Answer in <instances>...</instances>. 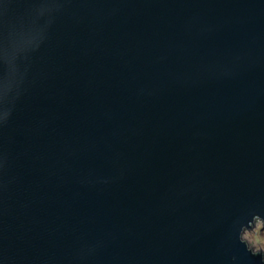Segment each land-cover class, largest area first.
<instances>
[{
  "label": "water",
  "instance_id": "obj_1",
  "mask_svg": "<svg viewBox=\"0 0 264 264\" xmlns=\"http://www.w3.org/2000/svg\"><path fill=\"white\" fill-rule=\"evenodd\" d=\"M264 0H0V264H264Z\"/></svg>",
  "mask_w": 264,
  "mask_h": 264
},
{
  "label": "rangeland",
  "instance_id": "obj_2",
  "mask_svg": "<svg viewBox=\"0 0 264 264\" xmlns=\"http://www.w3.org/2000/svg\"><path fill=\"white\" fill-rule=\"evenodd\" d=\"M261 221L257 220L250 229H246L242 235L243 240L253 251L261 252L264 256V228Z\"/></svg>",
  "mask_w": 264,
  "mask_h": 264
}]
</instances>
